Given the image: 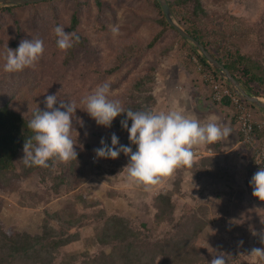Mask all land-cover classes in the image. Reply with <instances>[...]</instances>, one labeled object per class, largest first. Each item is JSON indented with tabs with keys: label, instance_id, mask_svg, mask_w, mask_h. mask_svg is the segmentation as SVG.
Wrapping results in <instances>:
<instances>
[{
	"label": "rangeland",
	"instance_id": "rangeland-1",
	"mask_svg": "<svg viewBox=\"0 0 264 264\" xmlns=\"http://www.w3.org/2000/svg\"><path fill=\"white\" fill-rule=\"evenodd\" d=\"M87 1V5L80 10L79 27L87 38V51H79L76 65L66 66L63 72L48 69L49 66L45 65L43 72L31 74L34 78H25L26 82L38 84L34 86L36 93L42 92V96L36 95L35 107L43 110L44 97L50 94H56L58 100L70 101L77 107L73 114L72 137L77 143L75 147L81 154L80 158L74 160L73 171L68 175L71 177L58 183L56 188L52 186L51 177L60 173L70 174L66 172L68 162L53 160L50 178H43L41 173L33 172L27 176L18 174L9 183L4 181L0 185V228L40 233L45 216L65 207L74 210L75 216L85 214L88 220L96 217L80 227L79 240L60 249L56 262H65L69 260V254L94 252L98 249L89 236H95L106 216L115 215L129 219L137 227L140 223H145L146 228L152 231L151 239H156L168 238L174 232L178 237L186 230V220L192 213H196L195 222L198 223V218L203 219L205 225L190 244L204 254L206 260L205 263L200 261L203 262L201 264H210V261L220 254L226 256L227 264H264V259H259L252 252L253 249L264 248V241L261 239L264 235V201L252 195V187L244 177H252L256 172L250 160L252 149L248 150L244 146V152L247 155L250 153V156L240 177L237 176L240 154H232L230 160L226 157L219 159L218 164L213 165V157L200 150L194 152L193 160L196 162L191 168H178L172 176L162 178L157 185L147 189L134 186L127 180L126 164L129 157L125 154L121 153L116 159L95 158L94 149L101 146V138L106 141L113 132L118 137L125 138L128 133L119 130L115 118L110 128L97 125L84 110L82 99L92 94L98 86L108 83L109 99L117 100L125 107L132 82L152 74L156 78L161 72L160 65L169 52L175 51L174 57L185 55L191 65L190 56L193 53L190 54V45L176 30L162 28L157 22L159 15L150 0H103L107 10L103 11V17L98 18L95 1ZM202 2L210 15L208 22L200 25L203 32L226 27L225 30L237 32L242 36L235 34L231 39L243 52L250 54L256 49L257 40L264 37V0ZM53 4L55 8L45 7V10L49 14H57L62 22L60 23L66 28L72 7L64 0H55ZM31 9L33 10L31 6L18 7L14 13L0 16V34L3 35L4 41L14 35L15 21L21 22L24 29L30 32ZM173 15L178 20L174 13ZM180 24L182 25L181 22ZM100 25H104V28L100 29ZM158 32H161V36L149 47V42ZM121 52L128 55L121 70L114 73L104 72L115 63L116 55ZM192 68L195 73L193 66ZM195 80H199L197 74ZM199 82L206 87L209 94L208 86ZM156 83H153L154 98L158 92ZM19 99L14 102L16 107L26 115H31L28 105L30 100L27 97ZM154 106L155 104L153 108ZM249 106L254 120L264 121V110L252 106L251 103ZM225 110L228 111L227 116L230 115L232 121L234 120L238 135V124L232 108L226 107L224 112ZM204 157L210 158L207 161ZM201 163L205 166H201ZM67 181L71 182L70 188L66 185ZM160 193L170 196L174 205V218L154 228V214L157 210L155 196ZM183 214L189 216H183L185 219H181ZM50 224L58 227L54 220H51ZM58 262L56 264H59ZM160 262L161 257H158L156 264Z\"/></svg>",
	"mask_w": 264,
	"mask_h": 264
},
{
	"label": "trees",
	"instance_id": "trees-1",
	"mask_svg": "<svg viewBox=\"0 0 264 264\" xmlns=\"http://www.w3.org/2000/svg\"><path fill=\"white\" fill-rule=\"evenodd\" d=\"M54 1L44 0L27 5H0V16L5 13L12 14L18 7L31 6L33 8V10L31 9L32 29H28L30 32L24 29V25L21 22L15 21V33L10 39L4 41L3 35L0 34V185L4 181L9 183L18 174L27 176L30 173L39 172L43 175V178L44 176L50 178L52 174L51 165L53 160L49 161V167L47 168L39 166L29 167L23 163V144L33 135L28 127V122L32 118L33 111L37 108L35 107L36 95L38 97L42 96V92H35L34 86L38 84L30 81L26 82L25 78L31 77V74L35 75L36 72H43L45 65L49 66L48 69H56L59 72L65 71L66 66L76 65L79 51H87V38L79 27L81 21L80 10L88 3L87 0H64L72 7L68 17V26L64 27V30L70 33L75 32L79 36V42L74 43L71 49L62 51L56 44L55 35L56 26H63L62 22L58 19L57 14H49L45 10V7L55 8ZM94 1L98 10L96 18H98L102 16L103 11L107 10V8L103 0ZM150 1L153 2L157 9L159 15L157 22L162 28L169 27L173 29L166 22L158 0ZM167 1L171 10L182 25L185 26L186 30L218 61L226 66L247 91L253 95L264 97V37L257 40L256 49L248 54L243 52L240 46L231 39L235 34L237 36L240 35L237 32L225 30L226 27L225 29L221 28V30L212 28V30L209 29L210 31L205 32L201 30L200 25L208 22L210 18L202 0ZM99 28H104V25H100ZM160 36L161 32L156 33L148 46L151 47ZM229 36L231 37L229 38ZM24 39L42 40L44 45L43 55L32 67H27L23 71L15 73L5 72L3 64L5 63L4 57L7 54L8 47L14 50L18 47L20 41ZM188 49L190 54L197 55L200 61L210 69L205 60L191 47H188ZM127 57L128 55L122 52L117 54L115 63L106 68L104 72L114 73L119 69L121 70ZM32 77L34 78V76ZM42 81L43 83L45 82L44 79ZM39 82L41 83L40 80ZM149 82H151L150 85L148 84ZM153 83H156L154 74L146 76L145 79L141 77L134 80L130 86L131 92L127 97V105L124 108L133 111H152L155 104V98L152 93ZM20 97H27L30 100L28 105L31 108V115H26L23 110L16 107L14 102L20 100ZM124 116L125 114L121 113L115 118L117 127L121 132L126 131L120 127V120ZM128 123L130 126L131 120ZM119 139L122 140L120 144H130L128 136L125 138L119 137ZM106 142L110 144V137ZM135 147V145H132L133 151H135ZM80 155V152H78L77 160H79ZM209 158L206 157L204 160L208 161ZM195 162L196 160H193V163ZM73 163L74 160L69 161L66 169V172H70V174L60 173L51 177L53 179L52 186L55 187L58 183L66 181L67 177H71L68 175H71L73 171ZM211 163L214 165L213 162ZM201 166L205 165L201 163ZM70 184L71 182H66L68 188H70ZM155 199L157 210L154 214V223H156L154 228L163 224L164 221H172L174 218V205L170 196L160 193L155 196ZM65 208H60V210L47 214L42 222L40 233L20 232L12 228L2 230L0 228V264H56L60 249L68 243L79 240L81 237L80 227L96 218L88 220L85 214H81L80 217L75 216L74 210ZM183 216L188 217L189 215L183 214L181 219H185ZM196 219V213H192L185 222V224H188L184 226L186 230H183L178 237H176L174 232L168 238L151 239L152 231L146 228L145 223H140L137 227L129 219L115 215L106 216L102 221V225L97 229L95 236H89L90 240L98 246L96 251L69 254V260L58 263L156 264L158 257H161L160 264L205 263L206 258L202 251L190 244L191 240L205 225L203 219L200 220L198 218V223L195 222ZM51 220L56 221L58 227L52 226L50 224ZM178 224L181 225L179 222ZM189 230H192L191 233H188ZM105 247L109 249L106 250Z\"/></svg>",
	"mask_w": 264,
	"mask_h": 264
},
{
	"label": "clouds",
	"instance_id": "clouds-1",
	"mask_svg": "<svg viewBox=\"0 0 264 264\" xmlns=\"http://www.w3.org/2000/svg\"><path fill=\"white\" fill-rule=\"evenodd\" d=\"M55 35L56 44L62 51L79 42L75 32H66L60 25L56 26ZM43 53L42 40H21L16 49L8 47L3 70L8 73L23 71L34 66ZM109 90L110 85L104 83L84 97L81 101L85 105L84 110L97 125L105 128H110L114 118L124 113L120 127L127 131L130 144H120L119 137L113 132L110 144L101 138V146L94 149L95 158L116 159L121 153L128 156L126 178L134 186L147 189L157 185L162 178L172 176L178 168H191L195 146L226 141L232 133V129L219 123L217 117L201 123L179 107L160 112L125 109L119 101L109 99ZM43 103L44 109L37 107L28 122L33 135L23 144V163L29 167L47 168L52 160L77 161V143L72 137L73 114L77 107L70 101L58 100L56 94L46 95ZM80 123L82 126L83 122ZM132 145L136 146L135 151ZM249 184L252 195L264 201V169L259 168ZM261 239L264 241V235ZM252 252L259 259H264V248H256ZM210 264H227L226 256L217 255Z\"/></svg>",
	"mask_w": 264,
	"mask_h": 264
},
{
	"label": "crops",
	"instance_id": "crops-1",
	"mask_svg": "<svg viewBox=\"0 0 264 264\" xmlns=\"http://www.w3.org/2000/svg\"><path fill=\"white\" fill-rule=\"evenodd\" d=\"M174 52L171 51L164 57L160 65L159 72H161L155 78L157 82L155 88L158 92L155 95L156 103L153 108L154 112L167 111L173 107H179L184 110L186 115L197 118L201 123H206L212 117H217L219 123L232 129V133L229 134L226 141L195 146L196 148L193 152L200 150L207 152L205 155L212 156L215 165L218 164L217 161L219 159L226 157L230 160L232 154H240V168L237 170V176L240 177V173L246 169V163L250 153L247 155L244 152L245 147L238 143L234 120L232 121L230 115L227 116V110L224 112V108L226 107L213 103L209 98L206 87L198 80H195L196 74L188 58L182 54H180L181 56L174 57ZM244 177H246L247 181L251 179L250 176L247 178L248 175Z\"/></svg>",
	"mask_w": 264,
	"mask_h": 264
},
{
	"label": "built area",
	"instance_id": "built-area-1",
	"mask_svg": "<svg viewBox=\"0 0 264 264\" xmlns=\"http://www.w3.org/2000/svg\"><path fill=\"white\" fill-rule=\"evenodd\" d=\"M190 59L198 81L206 84L209 88L210 100L232 108L238 124L239 143L252 149V166L256 171L259 168L264 169V121L254 120L249 103L236 94L218 74L208 69L197 55H191Z\"/></svg>",
	"mask_w": 264,
	"mask_h": 264
},
{
	"label": "water",
	"instance_id": "water-1",
	"mask_svg": "<svg viewBox=\"0 0 264 264\" xmlns=\"http://www.w3.org/2000/svg\"><path fill=\"white\" fill-rule=\"evenodd\" d=\"M44 0H0V5H25L29 3L40 2ZM164 18L169 26H171L186 41L190 47L208 64V66L224 79L230 87L243 100L264 110V97L256 96L247 91L242 84L235 78L231 71L218 61L197 39H195L174 17L173 12L167 0H158Z\"/></svg>",
	"mask_w": 264,
	"mask_h": 264
}]
</instances>
